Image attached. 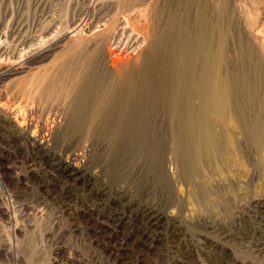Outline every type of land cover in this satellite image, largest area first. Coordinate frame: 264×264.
<instances>
[{
  "label": "rangeland",
  "instance_id": "1",
  "mask_svg": "<svg viewBox=\"0 0 264 264\" xmlns=\"http://www.w3.org/2000/svg\"><path fill=\"white\" fill-rule=\"evenodd\" d=\"M93 1L91 4V0H0V68L27 61L22 71L7 78L5 84L0 83V95H20L24 81L44 67L48 69L68 59V51L78 44L87 45L91 51L98 49L97 69L103 91L114 87L120 95H141L140 77L136 76L134 81L140 88L133 89L128 80L115 76L111 65V52L113 57L124 51V58L131 53L137 55L136 45L132 47L127 41V33L141 38L143 48L147 32L162 41L149 64L152 88L142 95L163 94V74L159 69L167 64L170 47L177 53L190 50L191 65L196 71L208 64L206 55H209L211 66L221 70L219 77L233 95L231 108L239 127L226 125L218 115L212 117L220 138L225 139L228 129L226 135H232L235 146L225 148L215 160L200 164V180L208 190L214 187L206 201L198 202L192 189L180 180L171 149L163 156L164 182H157L152 168L154 161L146 157L128 161L129 156L121 150L116 154L117 161L107 164L108 140L92 141V151L88 150L82 159L90 161L93 165L90 168L100 170L112 186L126 190L129 199L153 204L180 222L183 234L170 241V249L184 247L206 263V258L215 253L211 240L205 237L210 235L204 223L211 222L234 233L225 242L220 240L222 252H228L241 264H264V255L248 250L235 236L256 223L251 205L264 198V0ZM125 16L132 24H126L122 36L128 21ZM132 26L142 34H137ZM38 47L44 53L53 50L52 54L38 62ZM180 74L174 72L175 84ZM68 77L65 74L63 80L67 82ZM159 111L163 115L162 109ZM253 127L257 129L252 131ZM258 138H262L263 147ZM10 144L6 138L0 139V264H167L159 248L134 244L131 239L124 242L121 233L113 239L106 238V248L103 247L95 238L107 237L104 231L107 226L96 215H85L81 224L86 227L74 230L55 197L40 186L36 171L26 164L25 152ZM150 155L154 156V151Z\"/></svg>",
  "mask_w": 264,
  "mask_h": 264
},
{
  "label": "bare ground",
  "instance_id": "2",
  "mask_svg": "<svg viewBox=\"0 0 264 264\" xmlns=\"http://www.w3.org/2000/svg\"><path fill=\"white\" fill-rule=\"evenodd\" d=\"M92 2L94 1L91 0V4ZM127 20L122 36L126 33V24H132L129 18ZM142 29L145 30L143 27ZM131 36L132 33H127L125 37L133 44L132 47L136 45L137 55L131 53L124 58V49V52L114 58L111 52V65L116 72L115 76L128 80L133 89L141 87V95H120L114 87L103 91L97 69L98 49L91 51L87 45H73L72 48L69 47L68 59L61 60L60 64H53L51 68L44 67L37 75L24 81L19 89L20 95H0V137L6 138L14 147L25 152L26 164L36 171L40 186L55 197L64 214L68 215L69 224L74 230L86 227L81 224L85 215H96L98 221L107 226L108 230H104L108 233L107 237L102 240L95 238L103 247L106 248V238L113 239V236L121 233L124 242L131 239L134 244L144 243L149 247L159 248L164 256L161 258L167 264H241L228 252L221 251L222 241L232 238L234 233L231 229L211 222L204 223L207 234L210 235L204 236L211 240L215 253L206 258V263L177 244L174 250L170 249V241L183 234L180 222L153 204L129 199L126 190L112 186L102 177L100 170L93 171L90 168L92 163L82 159L88 150L92 151V141L108 140L110 158L106 159L107 164L114 162L117 152L121 150L127 158L129 156L128 161L146 157L154 161L152 168L157 182H164L166 173L162 168L163 156L171 149L179 168L178 177L185 182V186L192 189L193 197L198 202H204L212 194L211 189L214 187L212 185L208 190L200 180V164L222 156L225 148L235 146L232 135H226L228 129L222 140L212 123V117L218 115L226 125L239 127L238 117L231 108L233 95L219 77L221 70L217 71L211 66L209 55H206L208 64L196 71L191 65L193 54L190 50L177 53L170 47L167 64L159 69L163 74V94L142 95L144 90L148 92L152 88L148 76L149 64L162 41L159 37L152 38L147 32V43L143 48L144 41ZM62 40L61 37L60 42ZM125 44L127 45L126 41ZM52 51L44 53L38 47V52L35 53L38 55V62L51 55ZM26 62L0 68V83L22 71ZM176 71L181 74L175 84L173 76ZM65 74L69 76L67 82L63 80ZM136 76L140 77V87L134 85ZM160 109L163 115L158 114L161 113ZM159 115L162 116L160 122L157 120ZM257 127H253L252 131ZM261 139L258 138L259 145L263 144ZM152 151L154 156L150 155ZM251 210L256 223L235 236L248 250L264 255V198L255 201ZM211 235L217 239H212Z\"/></svg>",
  "mask_w": 264,
  "mask_h": 264
}]
</instances>
